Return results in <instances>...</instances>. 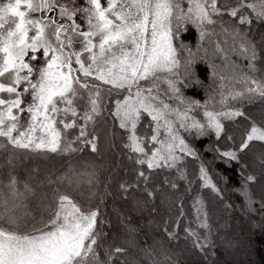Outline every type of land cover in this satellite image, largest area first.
<instances>
[{"label": "snow or ice", "instance_id": "snow-or-ice-1", "mask_svg": "<svg viewBox=\"0 0 264 264\" xmlns=\"http://www.w3.org/2000/svg\"><path fill=\"white\" fill-rule=\"evenodd\" d=\"M32 13L38 15L33 18ZM259 23H264V0H83L80 4L77 0H8L0 5V152L8 153L5 163L9 169L4 185L7 196L0 191V264H127V247L103 243L105 221L98 208L84 210L61 192L66 181L78 186L82 174L69 165L67 172L46 171L40 178L37 166L20 180L14 163L19 150L40 158L45 153L70 155L82 151L79 145L84 144L95 153L97 118L107 112L127 134L124 148L132 153L129 160L148 170L135 168V181L121 183L120 190L125 194L139 190L143 181V191L153 197L147 186L156 170L176 168L184 156L197 155L180 129L197 136L210 129L219 138L222 120L245 116L238 108L227 107L229 100L251 101L257 96L264 100V81L251 75L260 57L250 34ZM185 25L194 27L203 42L195 51L183 42L174 43ZM260 40L264 42V34ZM233 56L247 59V71ZM38 59L42 61L39 66L34 63ZM216 59L230 70L232 81L245 85L243 92L225 94V76L215 71L221 65L209 64L212 76L221 81L218 102L225 110L220 111L208 110L214 97L200 105L187 100L177 86L199 84L193 79L196 64ZM181 68L182 73L178 72ZM162 84L166 87L161 88ZM25 95L31 96L27 104ZM113 96L117 98L109 107L105 100ZM201 107L205 108V123L189 115ZM23 113L28 115L22 128ZM145 120L140 134L138 127ZM253 141L264 143V127L255 122L236 150L216 149L217 158L229 165ZM89 176L87 183L95 184V172ZM199 178L204 187L217 192L203 165ZM256 180L254 175L245 178V196L247 183ZM164 183L176 187L167 178ZM38 189L48 191L38 194ZM95 195L90 192L88 198ZM32 198L39 201V219L26 211ZM193 207L196 227H185V238L191 237L193 247L206 252L211 243L207 234L201 239L199 229L210 225L202 200L195 198ZM121 224L128 233L135 231L125 221ZM167 224L169 240L178 239ZM142 252L148 264H175L166 252L159 253L162 260L154 248Z\"/></svg>", "mask_w": 264, "mask_h": 264}, {"label": "trees", "instance_id": "trees-1", "mask_svg": "<svg viewBox=\"0 0 264 264\" xmlns=\"http://www.w3.org/2000/svg\"><path fill=\"white\" fill-rule=\"evenodd\" d=\"M224 19L228 20L229 17ZM253 27L250 38L256 42L260 59L255 62L257 71L251 75L264 81V42L260 40L261 34H264V23L254 24ZM185 29L179 41L174 43L183 42L195 51L197 44L203 42L199 41L198 32L194 27L185 25ZM183 55L186 53L181 54ZM232 60L247 71V59L233 56ZM209 64L221 65V68L215 71L225 76V94L229 90L236 91L238 87H245L230 79L228 70L219 59L196 64L193 79H198L199 84H193L191 87H183L180 84L177 86L182 88L183 96L187 100L205 105L210 97H214L213 103L207 105L208 110H225L223 106L218 105L221 89L217 85L221 81L212 76L213 69ZM178 72L182 73L183 68ZM179 78L183 79L182 76ZM165 87L166 85H161V88ZM116 98L108 97L105 104L112 107ZM166 102L183 108V105L176 101L166 99ZM227 107L238 108L248 118L242 116L234 120H222L223 131L219 138L210 129L199 136L194 131L180 129L181 136L197 155L184 156L176 168L156 170L147 186L154 192L153 197H148L143 191V181L140 182L139 190L131 189L127 194L120 190L121 183L127 181L131 184L135 181V168L148 170L146 165L137 166L129 160L132 153L124 148L127 134L119 128L118 121L107 112L97 118V152L93 153L91 146L84 144L79 145L82 151L70 155L45 153L40 158L19 150V159L14 160L17 164L15 174L20 180H24L28 172L38 166L39 176L43 178L46 171L56 175L67 172L69 165L76 173H81L78 186L75 183L69 186L66 181L61 186V192L69 195L84 210L98 208L105 221L103 230L106 239L103 243L105 246L111 243L113 247H127V264H148L143 258L142 250L145 248H154V254L161 260L159 253L166 252L175 264H264V143L251 142L249 148L238 152V159L231 161L229 165L218 159V153L215 151L236 150L245 139L252 122L264 127V100L258 96L251 101L231 100ZM204 110L203 107L197 108L189 114L205 123ZM144 123H147V120L138 127L140 134L144 133ZM148 134H151L150 130ZM177 155L181 154L177 152ZM7 156V152H0V165H3L0 167V191L5 196L8 189L4 185L9 179V169L5 163ZM201 165L205 167L207 177L216 186L217 192L203 186V181L199 178ZM92 172H95L97 182L90 185L87 181ZM248 175L256 176L257 180L255 183H247L248 196H245L243 189ZM76 178L73 177L74 181ZM165 178L176 187L165 184ZM40 191L48 189H38L37 193ZM90 192L96 193L91 199L88 198ZM197 197L203 202V210L210 225L209 229H199L201 239L207 234L211 243L206 252L195 249L192 238H185L184 232L185 227H196L193 201ZM38 203L36 198H32L27 202L26 209L37 219L42 212ZM181 209L183 216L180 215ZM44 216L46 217L47 213H44ZM121 220L135 231L128 233ZM166 221L167 230L177 232L178 239L169 240L165 231ZM130 242L132 247H129Z\"/></svg>", "mask_w": 264, "mask_h": 264}, {"label": "rangeland", "instance_id": "rangeland-1", "mask_svg": "<svg viewBox=\"0 0 264 264\" xmlns=\"http://www.w3.org/2000/svg\"><path fill=\"white\" fill-rule=\"evenodd\" d=\"M8 2V0H0V5H2V4H4V3H7ZM102 2H103V0H102ZM77 3L78 4H80V3H83V0H77ZM23 10V9H22ZM38 14H36V13H32L31 14V16L34 18L35 16H37ZM79 23H81V24H83V21H78ZM12 25L11 24H9V25H7L6 26V28L7 27H11ZM31 34V33H30ZM79 47H80V45L79 44H77L76 45V48L77 49H79ZM37 66H39L41 63H42V61L41 60H37V61H35L34 62ZM240 67H241V65L240 64H238ZM262 66V65H261ZM74 67H75V65H74ZM228 70V72H229V74L231 75V73H230V70L229 69H227ZM35 78V77H34ZM89 79H91V78H89ZM97 83H99V82H97ZM250 86H252V85H250ZM105 87V89H107L109 86H104ZM236 91H241V92H243L244 90H245V87L244 88H242V87H238L237 89H235ZM105 94V96H107V92H105L104 93ZM24 102H25V104H27V103H29L30 101H31V96L30 95H25L24 96ZM219 101V100H218ZM229 101H231V100H229ZM218 104V103H217ZM218 105H220V104H218ZM175 107H177V106H175ZM27 113H23L22 115H21V121H20V124H21V127L23 128V127H26V125H27V120H26V117H27ZM190 116H192L191 114H189ZM193 117V116H192ZM196 119V118H195ZM197 120V119H196ZM216 217V216H215ZM216 218H218V217H216Z\"/></svg>", "mask_w": 264, "mask_h": 264}]
</instances>
